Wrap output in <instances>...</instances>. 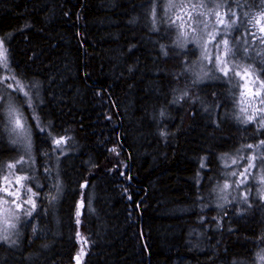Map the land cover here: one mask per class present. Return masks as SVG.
I'll return each mask as SVG.
<instances>
[{
    "label": "trees",
    "instance_id": "16d2710c",
    "mask_svg": "<svg viewBox=\"0 0 264 264\" xmlns=\"http://www.w3.org/2000/svg\"><path fill=\"white\" fill-rule=\"evenodd\" d=\"M222 1L245 30V13L264 6ZM165 3L0 0L12 71L40 92L33 180L45 194L19 241L0 243V264H77L80 250L79 264H257L264 200L206 207L228 177L223 161L264 128L240 121L233 81L188 71L197 53L175 42ZM250 49L242 56L264 78V46ZM5 127L0 109V171L21 153ZM53 136L72 142L56 160Z\"/></svg>",
    "mask_w": 264,
    "mask_h": 264
},
{
    "label": "rangeland",
    "instance_id": "374dc122",
    "mask_svg": "<svg viewBox=\"0 0 264 264\" xmlns=\"http://www.w3.org/2000/svg\"><path fill=\"white\" fill-rule=\"evenodd\" d=\"M262 1L264 2V0ZM165 6L167 8L166 13L169 21L177 32L175 42H178L184 47L191 46L197 53L188 71L191 72L192 76L199 77V79L213 80L215 77L219 76V79L233 81L238 86L236 93L237 116L243 124L251 122L247 118L253 115L258 109L264 108V105H261L259 100L256 99L255 94L257 92V85L254 84V81L257 77L259 81H264V78L261 75L260 68L252 64L251 61L248 62L245 55L250 50L254 51L250 49L251 39H253V41L255 40V42L259 40L261 45L264 46V32L260 30L261 27H264V19H260V23H257V19L264 13V6H262L261 11L252 13L251 15L245 13L247 18L246 25L249 27L247 29L248 31L245 30L246 28L243 29L244 27L241 28V20H245L239 15L236 7L224 3L222 0H166ZM232 13H235L234 17ZM221 19L224 23H219ZM233 21L235 22L233 23ZM253 36H255V38H253ZM222 38L228 40V47L231 49L232 53H234V55H229L225 58L228 61L227 76H224L223 72L213 67L217 55L215 45L217 42H220ZM245 41L247 43H245ZM0 42H2L0 43V97H3L4 100L7 101L1 111H5L6 114L8 103H12L16 107L18 112L22 115L25 128L29 130L31 143V150L25 151L22 144L19 142H12L13 139L16 138V133L9 131V128H7V130L5 129L6 127L4 128V131L6 130L8 135L12 133L9 139L21 152L20 156L17 158L7 161L0 171V243L3 242L8 245H14L19 241V227L20 222L24 219V216H26L25 210L30 209L31 205L24 204L23 208L18 209L13 201L22 203L31 193H34L35 195L32 196V199L35 201L36 209V197L41 195L45 198V194L36 192V187L34 186L40 185L41 180L37 177L33 180L35 160L32 128H37V124H39V127L41 126L35 110V102L38 100L37 98L40 97V92H38V87L33 83L26 84L17 78L11 70L8 50L1 36ZM245 49H247V53L242 56V53H245ZM222 50L221 48V54ZM4 57H6L7 60L6 66L4 65ZM220 67H224V65L221 64ZM244 69H247L250 75L246 76L244 74ZM233 70L239 72L240 75L233 77ZM25 92H27L28 96L31 98V107L25 102L29 98L24 95ZM260 98L264 99V88H260ZM34 114L38 117V120L33 118ZM27 116H29V119ZM6 120L7 127H9L7 115ZM252 121L257 122L258 125V116ZM61 138H63L65 142L58 148L54 140ZM260 142L261 141L251 143L250 145H253L252 148L247 146L238 154L231 155L223 161V166L225 169L229 170L227 174L228 177L220 182L219 185H216L215 200L206 208L218 207L222 209L231 206H246V208H249L254 200H264V162L261 160V156H264V144ZM52 144L55 149V160L57 156L59 158L66 155L69 152V148L72 146L69 137H53ZM257 145H259V147H257ZM252 156L256 157L253 161L255 166L249 169V173L246 174L245 177L239 176V173L247 166L249 157ZM18 160H23L24 163H17ZM234 160L236 163H233ZM11 164H15V168H9L8 165ZM45 172L46 171L43 169L42 173L44 174ZM233 172H236L237 175H231ZM18 177L24 178L20 180L19 184L17 183ZM245 179L246 182L241 183V181ZM225 184L230 185V187L224 189L223 186ZM238 184L239 186H237ZM27 188H31V193L25 192ZM4 189H8V191L6 192ZM9 192L15 193V195H9ZM245 196L247 197L246 201L244 199ZM26 218L30 219L32 216H26ZM5 236H7V240L4 239ZM83 256L84 252L80 250L77 256L79 257L77 264L82 262ZM257 264H264V252L261 254L260 258H258Z\"/></svg>",
    "mask_w": 264,
    "mask_h": 264
},
{
    "label": "snow or ice",
    "instance_id": "6c2138e0",
    "mask_svg": "<svg viewBox=\"0 0 264 264\" xmlns=\"http://www.w3.org/2000/svg\"><path fill=\"white\" fill-rule=\"evenodd\" d=\"M217 15H219V14H217ZM232 15L234 17L235 13H232ZM260 19H264V13H262L260 18L257 19V23L258 24L260 23ZM234 22L235 21H233V23ZM219 23H224V21L221 19V20H219ZM260 30H261V32H264V27H261ZM0 43H2V42H0ZM245 43H247V42L245 41ZM215 47H216V50H217V55L215 57V62L213 64V67L216 68L218 71L223 72L224 76H227L228 75V69H227L228 61L225 58L228 57L229 55H234V53H232L231 49L228 47V40L224 39V38H222L220 42H217ZM221 48L223 49L222 50V54H221ZM244 52L246 54L247 53V49H245ZM206 58H208V57H206ZM221 64H223L224 67H220ZM4 65L5 66L7 65L6 57H4ZM244 74L246 76L250 75V73L248 72L247 69H244ZM237 75H240V73L235 71V70H233V77H235ZM254 84L257 85V92L255 94L256 95V99L259 100L261 105H264V99L260 98V88H264V81H259V79L257 77V79L254 81ZM9 87H10V85H9ZM24 95L26 97H28V93L27 92H25ZM184 95L186 96L187 92H185ZM25 102L28 103L29 106L31 107V98L30 97ZM5 103H7V101H5L3 97H0V109L4 108ZM6 115H7L8 125H9L10 131L16 133V138L13 139L12 142L13 143L19 142L20 144L23 145L25 151H30L31 150V143H30L29 130L27 128H25L22 115L18 112V110L16 109V107L12 103H8ZM257 116L259 118L258 127L264 128V108L258 109L253 115L249 116L247 119L249 121H252V120L256 119ZM33 118L38 120V117H36L35 114L33 115ZM37 126L39 127V124H37ZM40 131L43 132L45 130L43 128H41ZM49 135H51V134L49 133ZM64 142L65 141L63 140V138L54 140V143H55V145L58 148ZM260 143L264 144V141H261ZM248 147L252 148L253 145H248ZM257 147H259V145H257ZM113 151H115V149H113ZM255 159H256L255 156L249 157V162H248L247 166L243 169L242 172L239 173V176L245 177L246 174L249 173V169L255 166L254 163H253V161ZM261 160H262V162H264V156H261ZM17 163L23 164L24 161L23 160H18ZM233 163H236V161L234 160ZM15 166H16L15 164L8 165L9 168H15ZM231 175H237V173L233 172V173H231ZM21 179H24V178H21V177L17 178V183L18 184L20 183ZM245 182H246V179L241 181V183H245ZM237 186H239V184ZM228 187H230V185H228V184H225L223 186L224 189H227ZM4 191L7 192L8 189H4ZM25 192L26 193H31V188L25 189ZM9 195H15V193L9 192ZM34 195H35L34 193H31V195H29L22 203H16L15 201H13V203L16 204V208H18V209L23 208L24 204L31 205L30 209L25 210V215L29 216V217L32 215V211L35 210V207H36L35 201H34V199H32V196H34ZM244 199L246 201L247 197L245 196ZM77 222H79V221H77ZM4 239L7 240L8 239L7 236H5ZM77 261H79V257H77Z\"/></svg>",
    "mask_w": 264,
    "mask_h": 264
},
{
    "label": "bare ground",
    "instance_id": "6f19581e",
    "mask_svg": "<svg viewBox=\"0 0 264 264\" xmlns=\"http://www.w3.org/2000/svg\"><path fill=\"white\" fill-rule=\"evenodd\" d=\"M250 20V19H249ZM158 34V33H157ZM12 70V69H11ZM13 74V73H12ZM32 87V86H31ZM33 89V88H32ZM204 89V88H203ZM15 94V93H14ZM16 95V94H15ZM33 96V95H32ZM22 97V96H21ZM29 97V96H28ZM16 99V98H15ZM14 99V100H15ZM38 99V98H37ZM95 101V100H94ZM27 104V103H26ZM25 104V105H26ZM34 104V103H33ZM41 104V103H40ZM36 105V104H35ZM38 105V104H37ZM40 107V106H39ZM41 108V107H40ZM32 109V108H31ZM36 109H38V107L36 108ZM34 110V109H33ZM25 113V112H24ZM26 118V117H25ZM24 118V119H25ZM31 118V117H30ZM6 130H7V128H5ZM9 131H10V129H8ZM7 133V132H6ZM48 133V132H47ZM12 134V133H11ZM11 134H10V136H11ZM263 134V133H262ZM54 137V136H53ZM36 139V138H35ZM24 152V151H23ZM20 156V155H19ZM25 158V157H24ZM34 160H35V156H34ZM99 176V175H98ZM230 177V176H229ZM84 195V194H83ZM212 198V197H211ZM227 214V213H226ZM32 216V215H31ZM234 222V221H233ZM35 235V234H34ZM92 238V237H91ZM27 250V249H26ZM7 255V254H6ZM20 255V254H19ZM82 257V256H81Z\"/></svg>",
    "mask_w": 264,
    "mask_h": 264
}]
</instances>
